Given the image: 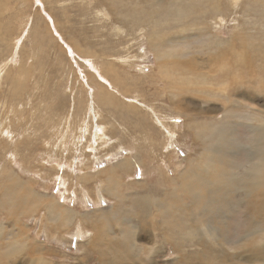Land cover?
Segmentation results:
<instances>
[{
    "label": "rangeland",
    "instance_id": "1",
    "mask_svg": "<svg viewBox=\"0 0 264 264\" xmlns=\"http://www.w3.org/2000/svg\"><path fill=\"white\" fill-rule=\"evenodd\" d=\"M263 123L264 0H0V264H264Z\"/></svg>",
    "mask_w": 264,
    "mask_h": 264
},
{
    "label": "bare ground",
    "instance_id": "2",
    "mask_svg": "<svg viewBox=\"0 0 264 264\" xmlns=\"http://www.w3.org/2000/svg\"><path fill=\"white\" fill-rule=\"evenodd\" d=\"M118 59V58H117ZM112 72V71H111ZM113 84V83H112ZM236 91L237 90H234V91H232V96L233 97H237V96H239L238 94H236ZM241 92V91H240ZM97 94V93H96ZM244 94V96H242V95H240L241 97H244L245 98V96H246V98H248L249 100H254V98H253V96H250V95H248V97H247V95L245 94V93H243ZM104 95H105V93H104ZM97 96V95H96ZM106 96V95H105ZM106 98V97H105ZM256 99V98H255ZM225 100V99H224ZM232 100H234V98L232 99ZM245 100V99H244ZM255 101V100H254ZM241 102V101H240ZM226 103V102H225ZM224 103V104H225ZM250 103V102H249ZM247 104V103H246ZM254 110H256V112H254L255 114L257 113H259L260 112V110L259 109H254ZM259 115H261V114H259ZM262 119V118H261ZM226 120V119H225ZM254 120H256V119H254ZM160 121V120H159ZM261 121V120H260ZM213 128V127H212ZM214 128H216L217 129V127H214ZM164 129H165V127H164ZM253 131H254V133L256 132V134H260V137L262 138V139H259V142H253V145H252V147L250 148V151H251V155H255L256 157H259V158H263V155H264V123L263 124H260V126L257 128V129H253ZM169 132V131H168ZM218 134V133H217ZM215 139V138H214ZM250 140V139H249ZM104 142H106V141H104ZM228 144H229V142L228 141H226ZM75 143V142H74ZM231 144V143H230ZM224 145H225V142H224ZM233 146V145H232ZM250 155V154H249ZM250 155V156H251ZM137 159V157L135 158V160ZM125 161H127V165H130L129 164V162H132L133 161V159L132 158H128V159H126ZM126 165V166H127ZM251 165V164H250ZM210 166H211V164H210ZM244 167V166H243ZM206 173H207V177H209L210 176V171H209V166H207V169H206V171H205ZM6 173V172H5ZM13 173H14V171H13ZM12 173V174H13ZM244 173L245 174H247L246 176L248 177V178H250V180H252L253 182L251 183V188H252V190H254V191H256V190H259L260 188V185H261V181H260V177L261 176H264V168L262 167V165H260L259 163L258 164H254V166H250V168L249 169H245V171H244ZM185 175V174H184ZM211 177V176H210ZM232 178V177H231ZM234 178V177H233ZM195 179V178H194ZM228 179H229V177H228ZM235 179V178H234ZM190 181V180H189ZM201 181V180H200ZM232 181H233V179H232ZM195 182V181H194ZM206 182H209L208 181V178H206ZM221 182V181H220ZM263 182V181H262ZM184 183V182H183ZM182 183V184H183ZM222 183V182H221ZM229 183V182H228ZM233 183V182H232ZM244 184H245V182H243ZM20 184V183H19ZM195 184V183H194ZM260 184V185H259ZM225 185V184H224ZM223 185V186H224ZM227 185V184H226ZM229 185V184H228ZM243 185V184H242ZM22 186V185H21ZM112 186H113V184H112ZM185 186V185H184ZM222 186V187H223ZM244 186V185H243ZM263 186V185H262ZM109 187V186H108ZM114 187V186H113ZM116 187V186H115ZM225 187V186H224ZM246 187V186H245ZM187 187H185L184 189H186ZM222 189V188H221ZM229 189V188H228ZM246 189V188H245ZM31 190V189H30ZM117 190H118V188H117ZM107 191L110 193V194H112V193H114L113 191H114V189H108L107 188ZM227 191V190H226ZM225 191V192H226ZM202 192V191H201ZM224 192V193H225ZM32 193H34L35 194V197H37V198H40V199H42V198H44V196H43V194H40L39 192H32ZM223 193V194H224ZM194 194H196L197 195V199L196 200H198L199 199V197H198V193H194ZM137 195V194H136ZM139 195V194H138ZM142 196H141V200L142 201H144V203H145V206L146 205H148V207H146L148 210V213L149 212H153V210H155V208L160 212V214L164 217L165 216V211H166V209H168L167 207H168V205H167V203H166V201L167 200H164V199H161V198H154V196H152L150 193H145V194H141ZM169 196H170V194H169ZM193 196H195V195H193ZM193 196H190V197H193ZM32 197V196H31ZM30 197V198H31ZM225 197V196H224ZM12 198V197H11ZM204 198V197H203ZM13 199V198H12ZM11 199V200H12ZM39 199V200H40ZM46 199V198H45ZM169 199V198H168ZM193 198H191V200H192ZM30 200V199H29ZM209 200H211V201H209ZM27 201H28V198H27ZM31 201V200H30ZM54 201L56 202V199H53V203H54ZM168 202H169V200H168ZM207 203H209L210 205H214L215 204V198H214V200L212 199V198H210V199H208V201H206ZM19 203H21V202H19ZM41 203V202H40ZM242 203V202H241ZM14 204V203H13ZM18 204V203H17ZM15 206V205H14ZM50 206V205H49ZM143 206V205H142ZM142 206L140 207V209L142 208ZM144 206V207H145ZM18 207V206H17ZM144 207L142 208V210L144 209ZM214 207V206H213ZM49 210H50V213L52 214V216H53V219L55 220V221H57L58 219H60V216H61V218H62V216H63V214L61 215V213H59V214H57V215H53V212H54V209H53V207H51L50 206V208H49ZM58 210V209H57ZM70 210V209H69ZM122 210V209H121ZM66 211V210H65ZM144 211H146V210H144ZM205 211V210H204ZM25 212V211H24ZM60 212V211H59ZM72 212V211H71ZM143 212V211H142ZM207 212V211H206ZM56 213V212H55ZM70 213V212H69ZM69 213H67V214H69ZM138 214H141V213H139L138 212ZM144 214V213H143ZM150 214V213H149ZM146 215H147V213H146ZM142 217V216H141ZM69 218H72V215H70L69 216ZM73 219V218H72ZM145 219V218H144ZM143 219V220H144ZM69 221H70V219H68ZM67 221V220H66ZM130 221V220H129ZM128 221V222H129ZM127 222V223H128ZM143 222V221H142ZM142 224V223H141ZM12 228V227H11ZM132 229H133V231H132V233L131 234H133V235H131V241H133L134 243H132L131 245H134L135 244V242H136V240H135V238L137 237L136 235H135V233H136V231L138 230V225H133V227H132ZM141 229V228H140ZM3 230H4V226H3V224L2 225H0V238H1V236H2V232H3ZM110 230H112V229H110ZM18 233H20L19 231H17ZM17 233V234H18ZM19 235V234H18ZM155 235V234H154ZM190 235V234H189ZM188 235V236H189ZM136 236V237H135ZM156 237H158V236H156ZM191 237V236H190ZM216 237V236H215ZM18 240V239H17ZM11 243V242H10ZM24 248V247H23ZM18 249H20V247L18 246V242L17 241H13L12 243H11V245L8 247V249H7V252H6V255H10V254H12V253H14L15 251H17ZM14 263V262H13ZM42 264H43V262H42Z\"/></svg>",
    "mask_w": 264,
    "mask_h": 264
}]
</instances>
